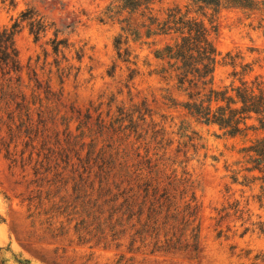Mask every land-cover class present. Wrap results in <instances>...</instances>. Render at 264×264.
I'll use <instances>...</instances> for the list:
<instances>
[{
    "label": "rangeland",
    "instance_id": "obj_1",
    "mask_svg": "<svg viewBox=\"0 0 264 264\" xmlns=\"http://www.w3.org/2000/svg\"><path fill=\"white\" fill-rule=\"evenodd\" d=\"M110 1L0 0L22 68L13 101L0 84V264H264V183L240 153L262 133L229 137L170 108L185 97L153 56L168 38L123 35L116 50L119 25L99 22ZM23 13L49 27L37 41ZM203 20L236 57L214 87L245 65L264 82V15Z\"/></svg>",
    "mask_w": 264,
    "mask_h": 264
},
{
    "label": "trees",
    "instance_id": "obj_2",
    "mask_svg": "<svg viewBox=\"0 0 264 264\" xmlns=\"http://www.w3.org/2000/svg\"><path fill=\"white\" fill-rule=\"evenodd\" d=\"M184 1L186 4L183 7L173 5L159 12L155 6L161 0H111L101 13L99 22L119 25L121 33L115 39L116 50L121 45L123 35L124 42H136L141 37L168 38L169 42L154 51L153 56L160 65L157 74L166 82L172 81L174 88L185 97L181 102L168 98L170 108L181 109L197 123L215 126L229 137L261 132L262 137L242 148L240 153L245 165L242 171L247 174L258 171L264 183V82L258 79L244 80L249 72L245 65L240 72H232V81L228 85L214 87L216 69L223 65L235 68L236 57L230 53L222 56L216 50L211 30L203 20L210 21L222 10L228 9L250 13L260 11L264 15V0ZM123 14L126 17L122 18ZM20 17L21 22L26 21L29 34L35 41L49 29L42 19L29 13H23ZM132 18H136L135 23ZM19 25L16 21L10 28L0 29V84L4 87L3 95L6 98L10 96L9 100L14 98L20 85L22 68L13 41ZM51 46L53 53L57 54L60 46L65 47V42L58 41L54 34ZM235 81L238 83L235 84ZM111 170L109 175L112 178L119 176L121 185L125 174H122V170L111 174Z\"/></svg>",
    "mask_w": 264,
    "mask_h": 264
}]
</instances>
